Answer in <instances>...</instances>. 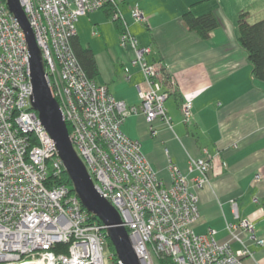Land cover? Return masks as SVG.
<instances>
[{
	"label": "built area",
	"instance_id": "2783aa9c",
	"mask_svg": "<svg viewBox=\"0 0 264 264\" xmlns=\"http://www.w3.org/2000/svg\"><path fill=\"white\" fill-rule=\"evenodd\" d=\"M18 1L41 51L46 84L70 127L71 145L98 193L117 211L140 264H244L251 254L246 247L232 250L214 239L213 230L199 235L190 228L198 217L197 198L177 166L169 160L171 183L164 186L140 142L121 130L125 119L138 113L151 134L155 120L171 127L164 102L175 83L160 62L146 59L150 47L129 33L118 10L121 0ZM104 7L112 9L111 21L121 23L118 44L132 51L130 65L143 75L144 85H135L138 106L116 100L106 86L89 80L70 47L78 18ZM130 15L135 22H146L136 4ZM24 39L0 0V264H107L112 255L105 226L91 220L70 186L48 183L49 174L59 176L64 168L30 107ZM191 108V101L181 104L183 123ZM208 158L203 149L200 157L188 161L196 188L208 181ZM232 204L236 222L227 223L226 229H243L251 241L262 244L252 222L240 218Z\"/></svg>",
	"mask_w": 264,
	"mask_h": 264
},
{
	"label": "crops",
	"instance_id": "0c3cea01",
	"mask_svg": "<svg viewBox=\"0 0 264 264\" xmlns=\"http://www.w3.org/2000/svg\"><path fill=\"white\" fill-rule=\"evenodd\" d=\"M134 4L145 23L131 18ZM104 9L78 18L75 35L94 54L98 67L94 82L106 86L116 100L138 106L135 85H144L143 75L130 65L132 51L118 44V32ZM188 9L195 15L214 14L218 26L208 38L200 39L186 29L180 17ZM118 10L129 33L140 45L150 47L146 59L160 62L175 82L164 104L171 127L155 120L151 134L138 113L125 119L122 132L140 142L144 157L164 186L171 183L169 160L186 177L197 198L198 217L190 225L194 233L213 230L217 242L227 243L232 250L246 247L250 251L244 264H262L264 82L252 75L251 63L237 41V19L241 13L249 23L263 19L264 0H121ZM187 101L192 102L191 114L183 123L180 106ZM203 149L209 155L208 181L196 188L194 172L187 166ZM232 203L240 218L252 222L262 244L251 241L243 229L235 228L232 233L226 229L227 223L236 222Z\"/></svg>",
	"mask_w": 264,
	"mask_h": 264
},
{
	"label": "water",
	"instance_id": "95a60500",
	"mask_svg": "<svg viewBox=\"0 0 264 264\" xmlns=\"http://www.w3.org/2000/svg\"><path fill=\"white\" fill-rule=\"evenodd\" d=\"M4 1L25 38L31 83V94L28 95L30 107L37 113L42 126L55 144L57 155L70 181L72 192L79 199L82 207L105 226L106 237L113 247L117 263L140 264L127 231L120 224L117 211L98 193L84 164L71 145L68 130L58 104L52 97L45 81L44 61L41 51L19 1Z\"/></svg>",
	"mask_w": 264,
	"mask_h": 264
},
{
	"label": "trees",
	"instance_id": "16d2710c",
	"mask_svg": "<svg viewBox=\"0 0 264 264\" xmlns=\"http://www.w3.org/2000/svg\"><path fill=\"white\" fill-rule=\"evenodd\" d=\"M104 12L108 17L112 15V9L110 7L104 9ZM180 19L186 29L196 34L200 39L208 38L210 32L218 26L216 17L210 11L195 15L190 9H188L181 14ZM112 22L114 23L115 30L119 34L123 29L121 23L117 20H113ZM237 30V41L245 50L248 60L251 63L252 75L257 80L264 82V18L253 23H249L245 19V13H241L237 19ZM70 47L78 65L86 77L89 80L95 81L98 76V67L92 50L89 47L82 46L76 35L71 37ZM66 128L70 131L69 125H66ZM51 178L52 180H50ZM48 183H63L68 186L71 185L63 170L60 172V175L56 177L49 174ZM90 218L92 221L100 223V221L94 216L90 215ZM105 239L106 248L112 255L113 264H118L109 239L107 237ZM55 247L63 249L65 248V245L57 244Z\"/></svg>",
	"mask_w": 264,
	"mask_h": 264
},
{
	"label": "rangeland",
	"instance_id": "374dc122",
	"mask_svg": "<svg viewBox=\"0 0 264 264\" xmlns=\"http://www.w3.org/2000/svg\"><path fill=\"white\" fill-rule=\"evenodd\" d=\"M82 17H84V16H82ZM80 18V17H79ZM110 30H112L113 28H111V26H110V28H109ZM86 34V33H85ZM92 35V34H91ZM166 103V101L164 102V104ZM107 264H113V260H112V256H110V259H108V261H107Z\"/></svg>",
	"mask_w": 264,
	"mask_h": 264
}]
</instances>
